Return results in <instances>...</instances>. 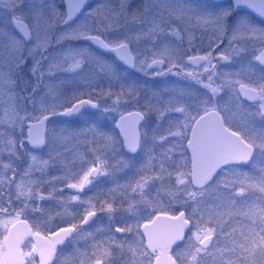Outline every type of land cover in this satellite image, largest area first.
<instances>
[{"label": "snow or ice", "instance_id": "obj_1", "mask_svg": "<svg viewBox=\"0 0 264 264\" xmlns=\"http://www.w3.org/2000/svg\"><path fill=\"white\" fill-rule=\"evenodd\" d=\"M89 3L0 0V264H264V0ZM170 76L184 86L150 83ZM113 113L119 135L101 123ZM102 178L113 186L83 199ZM98 212L109 226L85 233Z\"/></svg>", "mask_w": 264, "mask_h": 264}, {"label": "flooded vegetation", "instance_id": "obj_2", "mask_svg": "<svg viewBox=\"0 0 264 264\" xmlns=\"http://www.w3.org/2000/svg\"><path fill=\"white\" fill-rule=\"evenodd\" d=\"M96 2H97V0H90L88 8H91ZM88 8H85V11H87ZM241 14L251 15L257 22L260 20V19L256 18L255 16H253L249 11H247L245 9L242 10ZM185 47H187L186 43H185ZM194 54H196L195 51L187 53V55H194ZM201 54H203V53H201ZM257 54L258 53H252L250 55H247L246 56L247 60L253 59L254 55H257ZM187 55H185V57H184L185 60L187 59ZM105 58L106 59H110L111 57L108 56V57H105ZM228 67H229V65H226L223 69H226L228 71L229 70ZM230 67H232L231 69L234 70L236 67H238V64H233ZM121 70H123V69H121ZM226 70H224V71H226ZM128 71L131 72V74H132L131 77H133V78L139 77L141 75L135 69H128ZM176 78L179 79L178 77H176ZM144 79H148V78H144ZM164 79H166L169 82L170 81H174V80H172V76H170V77H157V78H155V80L150 81V83L158 85L159 87H164L163 84L161 83V80H164ZM100 87L107 88V83L103 82L100 85ZM117 90H118V86H117ZM68 91L70 92L71 89H68ZM226 98H227V93H223L222 94V99H226ZM109 103H110V101H109ZM126 110L130 111V110H132V108L129 107ZM99 114L100 113L97 110H94V109L89 110L88 112L85 113L84 116L80 117L79 119L68 120L65 126L70 128V129L84 127L85 126V121L87 123H93L99 117ZM118 116H119L118 113H113L111 116H104L101 119V123L103 124L104 129L106 131L113 132V134H115V135H119V132H118V130L115 127L116 118ZM88 117H91V119H87ZM60 119L64 120L65 118H60ZM144 123L145 122H141V124L137 126L139 128V130L142 131ZM154 123H155V116H151L149 118V120H148L149 127L151 125H153ZM25 131H26V129H25ZM74 151L85 152V151H87V149H86V147L81 146L78 149H74ZM46 152H47V150L45 149L44 153H46ZM72 155H73V153L70 151L68 153V159L69 160L72 159ZM6 159L7 158L5 157V161H6ZM245 170L251 171V167L249 166ZM61 174H62V171H61V169L59 167L52 168L49 171L48 176L45 177V179H48V178H50L52 176H58V175H61ZM68 182L69 181H65L64 184L57 183L55 185V187L57 189L63 188V192L62 193H58L57 194L58 196L62 195L63 197L68 198L71 195L75 194L76 190L69 189V188L66 187ZM71 182H75V181H71ZM109 187H112L110 179L102 178L101 180L96 182L94 185H90L86 190H84L81 193L82 198L86 200L88 197L94 196L95 194H97L101 190L107 189ZM43 191L45 193L51 191V186H45ZM152 191L154 192L155 188H153ZM103 198L104 197H101V199H103ZM248 199L250 200L251 196H249ZM71 204H72V206L69 208L70 212H79L81 215L84 213L86 205L80 206L76 202H71ZM19 206H20L19 204L16 205V207H19ZM43 208L46 210L45 211V216L48 214L49 210L51 212H53V213L61 211V208L57 205V201H55V200L43 202ZM175 210L178 212L180 209H179V207H177ZM122 215H123L122 213H117L115 215V217L113 218V220L111 221V227H112L113 230L118 226V223L121 220ZM23 218H27L31 222V221L38 220V219H44L45 217L44 216H34L31 213H28L26 215V217H22V219ZM57 219H59V218H57ZM71 222H73V221H71L70 219L67 221V223H71ZM67 223L58 224V226L59 227L67 226ZM109 223H110V221H109L107 215L104 214L103 212H98L96 217L93 218V221L90 222L87 226L84 227V232L85 233L94 232L99 227L107 228L109 226ZM36 230H37L36 228H33V231H36ZM52 230L55 231L56 229L53 228ZM0 231H2V229H0ZM42 234H47V233L45 231ZM187 234H188V232H187ZM100 238L101 237L97 236V239H100ZM32 243H35V240L32 237H26L25 238V242H23L21 244V250L24 251V252H30ZM88 243L90 244L91 241H89ZM25 244H27V246H25ZM183 246H184L183 244L180 245L181 248H183ZM60 247L64 248V252L65 253L71 252L72 249H73V245L72 244H68L66 247L65 246H58V248H60ZM80 247L83 248L84 246H80ZM174 247H175V245H174ZM54 259L56 260V264H61L60 259H56L55 257H54ZM25 264H28L27 260L25 261ZM34 264H40L39 254L35 255Z\"/></svg>", "mask_w": 264, "mask_h": 264}, {"label": "rangeland", "instance_id": "obj_3", "mask_svg": "<svg viewBox=\"0 0 264 264\" xmlns=\"http://www.w3.org/2000/svg\"><path fill=\"white\" fill-rule=\"evenodd\" d=\"M94 6V5H93ZM224 44L226 45L227 44V40H225L224 41ZM143 46V45H142ZM183 47H185V45H183ZM185 57V56H184ZM245 61H247V57L245 56ZM231 65H229V67H228V69H231L232 67H230ZM239 66V65H238ZM223 70H226V69H223ZM227 71V70H226ZM128 73H129V75L131 76L132 74H131V72H129L128 71ZM172 80H174V81H167L166 79H164V80H161V83L163 84V86H164V82L166 81L167 83H172V82H176V81H178L180 84H181V86H184V81H182V80H180V78L179 79H177L175 76H172ZM99 116H100V114H99ZM102 119V118H101ZM149 126V125H148ZM142 131H143V128H142ZM143 158V153H140L139 154V156H137V162H139L141 159ZM133 171L134 170H128V171H125L124 173H119V174H117L116 176H115V180L116 181H118L119 183H124V182H126V180L127 179H129L132 175H133ZM110 182H111V184H112V186H113V180H111L110 179ZM188 235H191V232L189 231L188 232ZM79 246H85V244H84V242L83 241H81V243H80V245Z\"/></svg>", "mask_w": 264, "mask_h": 264}, {"label": "water", "instance_id": "obj_4", "mask_svg": "<svg viewBox=\"0 0 264 264\" xmlns=\"http://www.w3.org/2000/svg\"><path fill=\"white\" fill-rule=\"evenodd\" d=\"M245 10H247V9H245ZM247 11H249L250 12V10H247ZM251 13V12H250ZM253 16H255L256 18H258V19H260L259 17H257L254 13H251ZM259 54V53H258ZM257 54V55H258ZM131 111V110H130ZM119 119V116L116 118V120H118ZM116 123V122H115ZM116 127V126H115ZM117 130H118V132H119V129L118 128H116ZM122 138V137H121Z\"/></svg>", "mask_w": 264, "mask_h": 264}]
</instances>
